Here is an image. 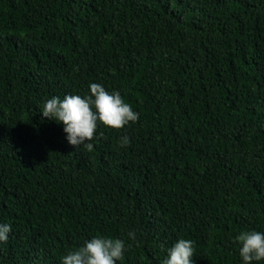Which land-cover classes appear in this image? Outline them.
<instances>
[{"label": "trees", "instance_id": "obj_1", "mask_svg": "<svg viewBox=\"0 0 264 264\" xmlns=\"http://www.w3.org/2000/svg\"><path fill=\"white\" fill-rule=\"evenodd\" d=\"M90 83L139 113L91 152L40 112ZM0 223V264L95 236L125 241L116 264L180 238L193 264H243L235 236L264 232V0H0Z\"/></svg>", "mask_w": 264, "mask_h": 264}, {"label": "clouds", "instance_id": "obj_2", "mask_svg": "<svg viewBox=\"0 0 264 264\" xmlns=\"http://www.w3.org/2000/svg\"><path fill=\"white\" fill-rule=\"evenodd\" d=\"M89 90L90 94L83 96L68 94L63 99L57 96L47 98L40 112L43 118L63 124L69 145L75 148L83 146L91 152V141L97 138L100 125L121 130L130 123H136L139 113L119 91L109 92L100 83H90ZM118 143L121 147L127 146L130 138L122 136ZM10 232V224L0 223V243L7 242ZM128 235L135 239L134 232ZM233 242H239V256L243 264L264 261V232L244 230L235 236ZM124 252V240L95 236L86 240L83 246L69 250L62 256L61 264H116L123 260ZM194 255V241L180 238L167 250V258L162 264H193Z\"/></svg>", "mask_w": 264, "mask_h": 264}]
</instances>
